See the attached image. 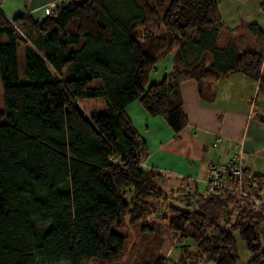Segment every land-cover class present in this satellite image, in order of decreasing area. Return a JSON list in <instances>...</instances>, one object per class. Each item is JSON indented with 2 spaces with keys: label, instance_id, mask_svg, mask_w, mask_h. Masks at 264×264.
Wrapping results in <instances>:
<instances>
[{
  "label": "trees",
  "instance_id": "1",
  "mask_svg": "<svg viewBox=\"0 0 264 264\" xmlns=\"http://www.w3.org/2000/svg\"><path fill=\"white\" fill-rule=\"evenodd\" d=\"M222 28L216 0H68L53 16L12 21L0 10V264H118L126 256V264H264V177L241 167L261 206L240 199L231 176L208 195L189 184V192L166 190L163 174L145 166L146 142L126 112L139 101L179 137L188 126L184 80L202 91L243 73L263 89L264 48L219 47ZM169 53L172 71L150 83ZM95 98L106 113L86 111L83 100ZM124 220L154 240L128 248L114 230ZM168 233L176 260L162 253Z\"/></svg>",
  "mask_w": 264,
  "mask_h": 264
},
{
  "label": "crops",
  "instance_id": "2",
  "mask_svg": "<svg viewBox=\"0 0 264 264\" xmlns=\"http://www.w3.org/2000/svg\"><path fill=\"white\" fill-rule=\"evenodd\" d=\"M58 1L50 0L46 7L48 4L60 6ZM216 2L223 22L218 36L222 38L221 46L217 42L219 47L232 45L239 52L264 48V0ZM38 9H32V14ZM34 16L42 17L45 13ZM249 24L259 27L256 31L262 34L260 41ZM173 62V53L161 57L150 75V83H158L167 77ZM233 85L240 95L236 101L226 93V87L232 88ZM179 91L188 117V126L179 137H175L164 118L148 114L139 101L126 109L146 142L148 157L145 166L163 174L161 184L166 190L170 187L181 190L187 187L184 183L192 186L191 183L195 182L198 190V183L202 182L205 193L210 164L226 165L237 157H241L240 165L250 177H264V123L258 119L264 114V88H259V82L243 73H231L210 81L202 91L196 79H186Z\"/></svg>",
  "mask_w": 264,
  "mask_h": 264
},
{
  "label": "rangeland",
  "instance_id": "3",
  "mask_svg": "<svg viewBox=\"0 0 264 264\" xmlns=\"http://www.w3.org/2000/svg\"><path fill=\"white\" fill-rule=\"evenodd\" d=\"M50 0H0V10L2 11V13L9 19L12 21V19L16 16H19L21 14H25V13H31V10L34 8H39L38 11L36 13H34L33 15H44L45 13V9L46 8H50L51 10L55 11L57 7H60L61 4L66 3L68 0H60L58 1V5L60 6H48L47 2ZM260 34V33H259ZM260 36L258 35V40L260 41ZM222 38L219 37L218 38V45L221 46V40ZM197 40V39H196ZM200 41V39L198 40ZM246 43H249L248 41H246ZM261 49V47L259 48ZM258 49V50H259ZM18 64H19V73H20V81L21 82H26V78L24 76L25 73V59H24V50L23 47L20 46L19 51H18ZM91 86H99L101 85V80H94L91 84ZM226 93L228 94L229 98H233L234 101H236L237 99H239L240 95L238 94V92L236 91L234 85L231 88V86L226 87ZM4 95L3 93V87L2 84L0 82V97L2 98ZM84 108L86 109V111L91 114V115H99V114H104L107 112V108L105 106L104 100L101 98H95V99H85L82 102ZM262 169V167H261ZM261 171V170H259ZM186 181V180H184ZM190 183H184V185H187ZM192 186H190L192 189H190V192L193 190H197L196 189V185L197 183L195 182V184L191 183ZM177 187H181V185H179L178 183L176 184ZM205 185L202 182L198 183V192L200 194L203 193L204 187ZM171 189V187L169 188ZM185 192H189V189L185 186L184 188ZM188 190V191H187ZM262 199H264V193H262ZM199 197V195L195 196V197H191L192 199H197ZM174 204H176L174 202ZM183 206V205H181ZM114 230H116L117 232H119L122 235H125L127 237V247H131V245L134 242H145L147 245L148 241H152L154 240L153 238H149V237H144L142 236L141 232H140V228L139 227H135L133 225H130L128 223L127 220H124L123 223L121 224V226H114ZM235 236L237 237V244H238V249H239V253L240 256L242 257V259L244 261L248 260L250 257V254L247 251V247L243 241V239L240 238V235L238 233H235ZM175 235L173 233H168L166 234V236L164 237V239L167 241L165 242V245H163V249H162V253H164L165 255H168L169 250H171L170 252L172 253L170 259L171 260H176L178 258L179 255V247H177V241L174 239ZM180 246V245H179ZM131 262V260L128 259V257L126 256L125 258H123L121 260V262H119L118 264H126ZM84 264H100V262H97V260H93Z\"/></svg>",
  "mask_w": 264,
  "mask_h": 264
},
{
  "label": "built area",
  "instance_id": "4",
  "mask_svg": "<svg viewBox=\"0 0 264 264\" xmlns=\"http://www.w3.org/2000/svg\"><path fill=\"white\" fill-rule=\"evenodd\" d=\"M54 14L55 11L50 8L45 9L46 16H53ZM240 159L241 157H237L226 165L211 163L208 170V186L205 193L208 195L216 192L225 185L226 178L231 176L240 182L237 190L238 197L242 200L252 198L256 205L261 206V202L258 199L253 198L250 194L249 184L243 181L244 174L240 165Z\"/></svg>",
  "mask_w": 264,
  "mask_h": 264
}]
</instances>
